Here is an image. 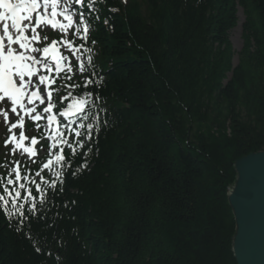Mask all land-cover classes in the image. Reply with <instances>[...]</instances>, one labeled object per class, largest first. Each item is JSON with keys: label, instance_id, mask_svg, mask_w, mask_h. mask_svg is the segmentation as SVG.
<instances>
[{"label": "trees", "instance_id": "obj_1", "mask_svg": "<svg viewBox=\"0 0 264 264\" xmlns=\"http://www.w3.org/2000/svg\"><path fill=\"white\" fill-rule=\"evenodd\" d=\"M83 3L92 64L64 84L103 76L98 153L20 232L0 209V264H237L228 189L264 150V0Z\"/></svg>", "mask_w": 264, "mask_h": 264}, {"label": "snow or ice", "instance_id": "obj_2", "mask_svg": "<svg viewBox=\"0 0 264 264\" xmlns=\"http://www.w3.org/2000/svg\"><path fill=\"white\" fill-rule=\"evenodd\" d=\"M82 4L83 0H0V114H3L10 133L5 147L12 144V155L20 151L27 154L31 163H36L35 145L39 140L32 137L30 144L24 143L29 139L24 131L26 118L34 122L38 130L42 127L39 122L44 121L48 129L45 138L50 141L44 149L48 158L35 172L28 167L22 173L21 162L15 160L11 162L12 167L7 175H0V188L3 190L0 193V209L6 219H16L17 232L21 231L20 225L31 218H43L50 189L55 190L53 195L63 193V187L58 188V184H63L66 167L69 170L67 174L75 177L88 169L90 154L94 151L98 153L97 125L89 121L99 119L93 112L96 107L93 98H101L99 88L102 87L103 76H99L100 85L91 78L93 73L90 72L82 84L65 83L60 88L54 87L61 74L69 82L77 71L80 74L86 72L83 59L73 63L77 53L82 55L83 51H90L85 47L90 31L86 14L73 11L76 5ZM108 23L105 20V24ZM49 28L72 38L58 41L50 40L47 35L42 36ZM91 43L95 44L96 41L93 39ZM58 44L69 55H63L58 50ZM87 63L92 64L91 55ZM61 88H66L67 92L59 96L58 107L53 95L58 94ZM76 89L79 90L78 94H74L73 90ZM38 108L41 110L38 111ZM9 113L18 119L9 123ZM76 118H79L78 123ZM104 127H107L106 120L101 128ZM17 128L20 129L18 138L14 131ZM74 165L76 171L71 170ZM0 166L8 168V164ZM45 171L55 179L43 175ZM71 203L74 205L76 201ZM64 207L68 208L67 201ZM26 235L31 238L30 234ZM36 251L39 252L40 248L37 247Z\"/></svg>", "mask_w": 264, "mask_h": 264}, {"label": "water", "instance_id": "obj_3", "mask_svg": "<svg viewBox=\"0 0 264 264\" xmlns=\"http://www.w3.org/2000/svg\"><path fill=\"white\" fill-rule=\"evenodd\" d=\"M228 189L236 220L232 250L237 264H264V150L236 160Z\"/></svg>", "mask_w": 264, "mask_h": 264}, {"label": "rangeland", "instance_id": "obj_4", "mask_svg": "<svg viewBox=\"0 0 264 264\" xmlns=\"http://www.w3.org/2000/svg\"><path fill=\"white\" fill-rule=\"evenodd\" d=\"M239 10H241V12H242L241 29H237V27H235L231 31V41H232V43L234 45V48L237 51L241 49L242 44H243V40H242V23L244 21V14H243L242 8H239ZM239 22H240V17H239ZM239 22H238V25H239ZM42 34L43 35H47L50 38V40H51V39H55V36L58 35V31H54V30H51L49 28V30L45 31ZM61 35H62L63 39L64 38H70V35L68 37H65L64 33H61ZM77 59L78 58L76 57L73 60V63H75V60H77ZM237 61H238V56L236 54L235 57H234V63L236 64ZM10 116H11V120H10L9 123L15 122V120L18 119V117H15V116H13L11 114H10ZM14 131H16V129ZM18 131H19V129H17L16 135L18 134ZM9 135H10V133L7 131V127H6L5 121H4V116H3V114H0V156H4L5 158H7L9 160H11V158L14 157V159L19 160L21 163H24L28 159L26 153L21 154V152L18 151L16 155H12L11 149H12L13 145L9 144L8 147H5V140L8 139ZM40 147H41V145H40Z\"/></svg>", "mask_w": 264, "mask_h": 264}, {"label": "bare ground", "instance_id": "obj_5", "mask_svg": "<svg viewBox=\"0 0 264 264\" xmlns=\"http://www.w3.org/2000/svg\"><path fill=\"white\" fill-rule=\"evenodd\" d=\"M238 15L240 17V22H239V25L237 26V29H241V20H242V12H241V10H239Z\"/></svg>", "mask_w": 264, "mask_h": 264}]
</instances>
